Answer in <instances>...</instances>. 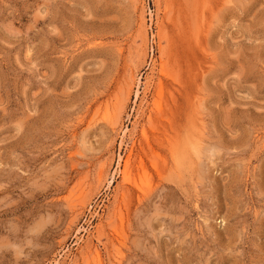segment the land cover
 Listing matches in <instances>:
<instances>
[{
    "label": "rangeland",
    "instance_id": "rangeland-1",
    "mask_svg": "<svg viewBox=\"0 0 264 264\" xmlns=\"http://www.w3.org/2000/svg\"><path fill=\"white\" fill-rule=\"evenodd\" d=\"M0 264H264V0H0Z\"/></svg>",
    "mask_w": 264,
    "mask_h": 264
}]
</instances>
